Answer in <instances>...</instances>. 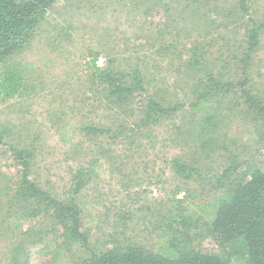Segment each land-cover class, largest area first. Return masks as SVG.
Instances as JSON below:
<instances>
[{"label": "rangeland", "instance_id": "obj_1", "mask_svg": "<svg viewBox=\"0 0 264 264\" xmlns=\"http://www.w3.org/2000/svg\"><path fill=\"white\" fill-rule=\"evenodd\" d=\"M250 7L263 22L264 0H252ZM234 10L233 0L53 4L31 42L15 54L14 60L29 66L23 91L0 101V127H11L0 144V264H50L55 257L69 262L72 254L87 253L77 247L66 252L61 226L13 198L20 172L10 144L34 149L30 178L63 202L77 169L99 161L109 168L79 194L85 202L80 229L94 251L130 241L150 247L157 215L167 210L176 190L179 198L212 196L211 183L177 177L174 158L197 163L210 176L232 164L239 165L237 173L264 172V119L245 103L239 84L216 92L206 110L188 105L204 69L222 80L242 77L233 56L241 49L245 24ZM94 55L103 68L124 73L140 68L145 89L134 91L120 106L108 104L106 87L90 80L87 63ZM194 62L200 65L190 66ZM247 71L245 88L264 98V29ZM150 97L167 106L182 105L144 126L140 111ZM65 122L77 128L71 144L57 137V127ZM90 123L109 127L116 136H86L79 126ZM197 242L205 250L219 249L207 233ZM232 252L234 264H245L242 249Z\"/></svg>", "mask_w": 264, "mask_h": 264}, {"label": "trees", "instance_id": "obj_2", "mask_svg": "<svg viewBox=\"0 0 264 264\" xmlns=\"http://www.w3.org/2000/svg\"><path fill=\"white\" fill-rule=\"evenodd\" d=\"M56 1L0 0V101L13 98L23 91L26 82L24 69H29V66L22 60H14L15 54L31 42L47 11ZM233 1L235 13L245 24L241 49L237 56H233L242 77L238 81L222 80L204 69L205 75L196 82L195 97L188 105L194 111L206 110L216 92H227L230 86L233 88L239 84L245 103L264 119V98L252 94L250 87L245 88L249 79V61L259 46L264 21L252 16V0ZM87 65L92 83L106 87L103 96L108 104L120 106V101L134 91L145 89L146 79L140 68H133L128 73L117 70L118 73L112 66L100 67L96 55ZM194 65L200 64H190L192 67ZM181 105L167 106L150 97L140 111L146 116L142 124L146 126L165 119ZM205 120L212 121L213 118L206 116ZM0 128V144H3L11 127ZM79 130L91 137L112 133L111 128L93 123L83 124ZM76 131V126L65 122L57 127L58 140L71 144ZM115 136L112 133L109 138L114 139ZM261 145H264V137L261 138ZM9 150L20 172L13 198L23 202L26 210L32 206L35 214H47L55 225L61 226L66 252L70 253L74 247L87 252L85 255H82V251L79 255L72 254L69 262L55 257L50 264H234L235 252H232V248L242 249L245 264H264V172L259 169L237 173L239 165L232 164L221 173L210 176L202 173L197 163L174 158L171 165L176 176L198 184L211 183L214 189L212 196L199 201L185 196L179 198L176 197L179 190H176L167 210L157 215L156 237L150 247L130 241L123 246L112 245L94 251L88 248V237L80 229V214L84 211L85 202L79 199V194L93 177L100 172L106 173L109 168H103V162L99 161L95 165L89 163L88 167L77 169L71 177L70 196L63 202L41 189L30 178L34 156L32 147L10 144ZM205 233L218 243L219 249L205 250L201 247L197 239Z\"/></svg>", "mask_w": 264, "mask_h": 264}]
</instances>
